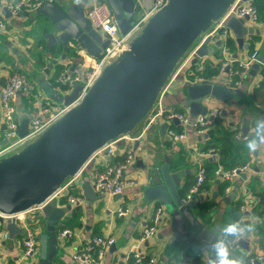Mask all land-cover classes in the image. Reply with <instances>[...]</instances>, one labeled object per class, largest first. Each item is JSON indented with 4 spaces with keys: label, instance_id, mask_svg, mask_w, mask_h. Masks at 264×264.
Wrapping results in <instances>:
<instances>
[{
    "label": "water",
    "instance_id": "obj_1",
    "mask_svg": "<svg viewBox=\"0 0 264 264\" xmlns=\"http://www.w3.org/2000/svg\"><path fill=\"white\" fill-rule=\"evenodd\" d=\"M105 1L117 20L120 33L129 34L123 50L103 62L98 76L73 106L82 88L80 82L68 94L51 87L48 99L69 108L39 134L0 154V212L15 214L43 205L41 215L46 234L42 242L48 255L41 264H51L60 254L58 231L66 208L59 206L54 195L69 178L93 162L96 153L109 142L126 135L137 137L139 129L146 127L151 112L156 111L164 89L195 49L191 62L200 66L201 59L222 48L221 40L212 45L213 36L207 34L237 2L167 0L136 27L141 12L135 8L134 0ZM38 3L36 14L45 19L36 21L34 27L42 31L49 48L61 45L65 53L72 51L79 56L85 51L93 60L103 57L109 40L86 16L88 0H38ZM152 5L153 0H145L143 12L150 13ZM3 13L10 17L7 8ZM24 14L28 15L27 12ZM245 19L249 17L231 16L227 21L240 49L247 48L244 38L252 31L244 26ZM263 61V57H258L250 73L258 70ZM70 70L73 72V68ZM186 95L183 105L194 118L207 114L208 106L204 102L209 98L233 104L245 96L240 89L209 81L189 83ZM174 122L178 123V120ZM29 123V118L21 120L20 137L28 134ZM167 127L163 124L162 132ZM247 130L245 128L244 132ZM2 144L7 145L8 141L3 140ZM174 167L179 168L168 154L163 156L161 165L152 167L147 176L150 184L143 187L144 199L164 206L177 241H196L207 247L217 237L196 216L195 199L183 202L178 193L180 176ZM84 190L89 199H97L98 193L92 184L85 183ZM67 209L70 210L71 206ZM2 223L9 237L26 234V228L14 218L2 220ZM240 244L244 250H249L248 239L242 238Z\"/></svg>",
    "mask_w": 264,
    "mask_h": 264
},
{
    "label": "crops",
    "instance_id": "obj_2",
    "mask_svg": "<svg viewBox=\"0 0 264 264\" xmlns=\"http://www.w3.org/2000/svg\"><path fill=\"white\" fill-rule=\"evenodd\" d=\"M9 1L13 0H0V19L5 26V30L0 29V93L6 82L5 80L15 71H21L26 75L27 72L37 73L33 75L35 81L30 80L27 75L29 82L40 92H42L41 87L43 84L47 83L50 86L47 89L48 92L51 87L56 90L59 89V86L53 81L57 66L63 67L61 72L73 68L74 73L83 74L88 70L90 63L94 60L85 51H81L79 56H76L72 51L65 53L61 45L50 48L47 46L42 31L38 30V27H34L36 21L45 19V17H40L36 14V10L32 12L25 11L28 15L23 13L18 18L6 17L3 10ZM251 2H254V0ZM88 5L89 2L85 5V10H87ZM144 14V12L143 15L140 13V18ZM244 26L252 30L250 33L247 32L244 38L247 48H239L236 36L231 30L230 37L235 40L236 51L234 53L228 52L225 49V40L213 36L211 44L213 45V42L221 40L222 48H217V52L214 55L201 59L200 66L196 65V69L200 72H208L211 83H223L224 76L220 72V66L229 57L242 59L254 51H258L259 57L264 59V21L260 17L258 21L249 18L244 20ZM213 30L214 28L209 31L207 36L211 35ZM64 54L66 56L65 59L63 58ZM263 70L264 61L258 70H254L252 74L249 71L245 85L241 89L245 96L238 98L237 103L229 104L213 98H209L204 102L209 110H220L221 116L201 139L199 138L200 135L189 131L187 141L173 146L167 136V129L165 132L161 130V126L165 124L163 120L155 121L146 129L144 127L139 129L136 134L137 144L136 141L133 143L135 161L126 171V175L135 179L137 184L127 188L121 197H110L107 193H98L97 199L91 200L86 196L85 183H90L94 186V174L104 171L106 166L111 163V159L104 153L97 154L91 165L86 170L84 169L83 175L66 191V194L72 191V195H82L84 197L83 202L73 206L68 202V197H64L62 203L58 200L59 206L66 208L65 216L61 222L71 217L75 209L78 211V217L73 227L64 228L71 230L72 236L68 239L59 238L60 254L53 259L51 264H84L74 260L73 255L87 247L98 260L97 252L99 246L94 241L98 237L114 238L116 240V243L106 250L101 264H121L137 250L143 251L147 257L155 258V264H194L196 256L201 258L203 264H208L213 257V252L204 244L196 241H177L170 229V220L167 214L159 232L149 240L141 241L144 229L151 223L158 204H161L156 201H146L143 195V187L146 184H150L147 177L148 173L153 166L158 167L162 164L165 154L172 156L177 161L182 151L183 156H185L182 166L173 168L180 176V187L178 190L180 195V190H185L186 188L189 190L195 182L196 174L201 164L205 165L208 171L211 170L212 165L216 166L215 169L217 170L219 164H222V157L224 156L222 146L211 142L212 138L217 136L219 132L233 131L236 141L239 143L246 142L247 138L255 133L257 119L264 117ZM193 74L194 72H190L189 69L186 71L182 66L180 67L175 74L174 81L171 82L167 89V95L163 98L164 107L178 108L180 111L189 114L183 102L187 99L186 87L193 82L190 79ZM176 75H178L177 78ZM43 97L42 102L43 100H49L44 95ZM26 101L21 95L13 100L17 116L19 118L18 113H20L23 116L22 120L33 118L39 111V104ZM18 108L20 109L18 110ZM167 125L168 127L171 126ZM173 127L180 129L179 124L175 122ZM245 128L248 129L247 132H244ZM3 140H5L4 123L0 109V150L6 146L2 144ZM208 144H213L214 146H208ZM213 148L219 150L218 156L206 155ZM245 156L246 159L248 158L246 163L251 164L252 170L244 176V180H236L233 183H229L218 179L214 174L213 177L218 183L227 182L229 184L226 185L223 193H219V187L216 182L210 181L211 184L207 187L205 186L204 189L202 188L200 194L195 197L194 212L196 216L215 237L225 240V243L229 236L225 237L221 229L230 222L228 214L231 205L241 201V195L244 194L245 190H248L247 196L250 198L252 212L253 207L258 204V198L251 193L249 187L253 182L257 191L264 189V145H260L256 151L248 152ZM242 158L243 156L240 157V159ZM204 200L214 201L216 205L208 216L210 220H207L205 215L197 213L201 202ZM68 206H71L70 210L67 209ZM120 208H128V213L125 216H119L118 210ZM253 215V213L245 216L242 214L244 225H251L250 231L242 233V238L248 239L249 250L246 251L241 246L239 249H230L226 244L229 252L237 258H242L244 264H249L248 258L252 254L264 252V237L257 232L254 224L256 222L252 219ZM256 216L259 217L258 215ZM259 218L262 219L260 222L264 221V217ZM28 221L31 223L28 224ZM43 222L44 219L39 218L34 213L29 214L26 220L29 228L34 226L44 231ZM17 223L21 227H25L19 222ZM3 230L6 229L2 226L0 231V264H41V262L47 260L48 250L43 247L44 242H42L40 235H38V249L32 256L27 257L24 247L25 235L17 234L14 237H9L8 235V238H4L2 235ZM63 230L59 229L58 236ZM112 246H115L113 250H111Z\"/></svg>",
    "mask_w": 264,
    "mask_h": 264
},
{
    "label": "built area",
    "instance_id": "obj_3",
    "mask_svg": "<svg viewBox=\"0 0 264 264\" xmlns=\"http://www.w3.org/2000/svg\"><path fill=\"white\" fill-rule=\"evenodd\" d=\"M167 0H153V5L150 13L144 14L140 19L136 27L140 26L143 20L154 11L161 8ZM89 5L86 10V16L90 19L93 27L100 31L107 40H109L108 47L103 51V57L100 59H94L88 70L83 74H77L70 70L62 71L56 78L55 83L59 88L68 94L74 88L77 83L82 84L80 90L79 98L72 104V106L81 100L84 94L87 92L95 78L100 72V68L103 62L123 50V45L128 35H122L120 33L119 25L117 20L110 9L109 5L105 0H88ZM135 8L138 11H143L145 0H134ZM39 7L38 0H13L7 2L6 8L10 12L12 18L20 17L25 11H35ZM231 16H236L238 18L249 17L254 21L259 19V11L256 6L252 4L251 1L237 0L228 14L214 27L211 35L216 36L221 40H225L230 36L231 30L227 27V21ZM135 27V28H136ZM133 28V30L135 29ZM0 29L5 30V26L0 19ZM196 50V49H195ZM195 50L186 58L183 66L188 62H191ZM259 57V52L254 51L249 56L242 59L227 58L220 66V72L224 76L223 83L229 87L236 89H242L245 85V80L249 75V71L252 65L257 62ZM175 77V75H174ZM174 77L168 83L164 89L162 96L156 105V111H152L149 115V121L146 124V128L153 124L155 121L163 120L165 124L171 126L167 127V136L173 146L179 145L181 142L188 140V132L192 131L195 134L203 136L208 129L213 127L218 118L221 116V112L218 109H208L207 114L199 115L197 117H191L190 114L180 111L177 108H166L163 106L162 100L164 97V92L167 91L171 82L174 81ZM210 81L209 78H204L197 76L193 82H203ZM21 95L25 100L35 104H39L38 113L30 119L29 131L25 137H20V126L21 121H19L17 116V111L14 105V98ZM43 94L37 90L32 83L29 82L27 75L21 71H15L11 73L6 79L5 85L0 93V109L2 112L3 123L5 126L4 138L8 141V144L0 150V154L9 151L16 146L23 143L25 140L39 134L44 130L52 121L63 114L69 107L63 106L62 104L52 103L49 100L42 102ZM174 120H178L180 129H176L172 126ZM137 140V137L132 136H122L119 139L109 142L103 149L98 151L97 154L104 153L108 158L111 159V163L108 164L104 171L97 172L94 174V189L97 193H107L110 197H115L118 194H123V192L130 187L137 184L135 179H132L126 175V171L129 167L134 164L135 153L133 143ZM219 150L216 148L210 149L206 155L208 156H218ZM95 155V156H96ZM120 155H122L120 157ZM86 167V166H85ZM85 169V168H84ZM84 169L76 176L69 178L64 186L54 195L53 198L60 200L61 197L66 193L68 188L83 175ZM252 170L250 163L236 166L232 169H225L222 164H219L215 175L218 179L222 181H227L233 183L236 180H244V176ZM209 177V171L207 167L201 164L198 168L196 174L195 182L189 188L186 197L183 199L184 203H189L195 197L200 194L202 188H204ZM248 190H245L244 194L241 195V205L240 211L245 216L251 213L250 198L247 196ZM84 197L82 195H72L68 196V202L73 205H79L83 202ZM43 205L36 206L31 210L19 212L15 214H5L0 212V231L2 230V220L5 219H16L17 222L25 226L26 234L24 239L25 255L27 257L32 256L38 249L39 237L33 230L29 228L26 220L28 215L31 213L36 214L39 218H42L41 209ZM128 213V208H120L118 210L119 216H125ZM166 211L163 205L156 207L155 212L152 216L151 223L144 229L141 241L144 242L155 236L160 229L163 221H165ZM254 222H259L262 219L256 215L252 216ZM244 218L242 217L240 222L242 223ZM4 238H8V232L6 230L2 231ZM72 236V232L69 229H64L59 234V238L68 239ZM242 234L235 237H228L226 239V244L230 249H239L241 244ZM95 243L99 246L97 252V258L94 257L91 250L84 248L79 250L73 255V259L80 261L84 264H101V260L106 250L116 243L114 238H103L98 237L94 239ZM155 258L147 257L143 251L137 250L134 254L123 261L121 264H155ZM249 264H262L264 263V252H257L249 256Z\"/></svg>",
    "mask_w": 264,
    "mask_h": 264
},
{
    "label": "trees",
    "instance_id": "obj_4",
    "mask_svg": "<svg viewBox=\"0 0 264 264\" xmlns=\"http://www.w3.org/2000/svg\"><path fill=\"white\" fill-rule=\"evenodd\" d=\"M252 4L257 7L259 11V17L261 20L264 21V0H254ZM225 47H226L225 49L228 52L234 53L236 51V44H235L234 38L229 36L227 40L225 41ZM183 68L186 71L187 69H189L190 72H194V74L192 75V78L190 76V79L192 81H195L197 76L209 78L208 72H205V71L200 72L199 70L196 69V65L192 64V62H188L185 66H183ZM62 69L63 67L61 66L56 67V74L53 78L54 83ZM177 76L178 75H176V78ZM263 76H264V70H263ZM162 103H163V100H162ZM173 126H174V123H173ZM211 142L214 144H220L222 146L221 148H222V151L224 152V156L222 157V164L224 165L225 169H232L238 165H244L247 162L248 158L246 159L245 155L248 154L249 150L247 148L246 142L239 143L238 141H236L234 139L233 131H222L221 133L219 132L217 136L212 138ZM210 145L212 147L214 146L213 144H208V146ZM241 156H243L242 159H240ZM184 159H185V156H183L182 151H181L179 158H177V161H175L176 166L181 167ZM91 163L92 162H90L87 165L85 170L91 165ZM215 167L212 165L211 170H209L210 176L208 177V180L205 186L206 187L209 186L211 184L210 181L214 183L216 182V184H218V187H219V193H223L226 185H229V184L227 182H223V183L217 182V180L213 177V175L215 174V170H216ZM254 185L255 184L252 182L251 186L249 187V190H251V193L256 198H258V204L253 207L251 213H253L254 215H258L259 217H264V189H260L259 191H257ZM187 191H188L187 188L185 190H180V196L182 198H185L187 195ZM70 194H72V191H70V193L68 192V194L65 193L64 196L60 199L61 203L63 202L62 199L64 197H68ZM159 205L161 204H158V206ZM240 205H241L240 201L233 203L231 205V208L228 214L230 222H232L233 220H240L242 218V214L240 212ZM215 206L216 205L214 201L210 202L208 200H204L201 202L199 209L197 210V213L199 215H203V216L205 215L207 217V220H210L208 216L210 212L213 210V208H215ZM77 217H78V211L77 209H75L71 217L61 222L60 229L63 230L64 228H67V227H73L76 224ZM242 224L244 225L245 222L243 221ZM254 224H255V228L257 229V232L259 233V235L261 234L264 237V221L262 222L259 221ZM230 237L231 236H229V238ZM263 241H264V238H263ZM263 250H264V247H263ZM194 264H203L201 261V258L196 256V258L194 259Z\"/></svg>",
    "mask_w": 264,
    "mask_h": 264
},
{
    "label": "clouds",
    "instance_id": "obj_5",
    "mask_svg": "<svg viewBox=\"0 0 264 264\" xmlns=\"http://www.w3.org/2000/svg\"><path fill=\"white\" fill-rule=\"evenodd\" d=\"M246 145L249 152L256 151L260 145H264V117L257 119L255 133L247 138ZM250 230L251 225H243L239 220H233L224 225L221 232L225 237H235ZM207 247L213 252V257L209 260L208 264H244L242 258H237L229 252L225 240L223 239L216 238L211 244L207 245Z\"/></svg>",
    "mask_w": 264,
    "mask_h": 264
},
{
    "label": "rangeland",
    "instance_id": "obj_6",
    "mask_svg": "<svg viewBox=\"0 0 264 264\" xmlns=\"http://www.w3.org/2000/svg\"><path fill=\"white\" fill-rule=\"evenodd\" d=\"M32 12V11H31ZM141 12V14L143 15V11L141 10L140 11ZM12 19V18H11ZM141 19V18H140ZM10 22H11V20H9ZM8 21V22H9ZM35 74H37V73H35V72H33V73H29V72H27V75L29 76V79L30 80H32V81H35V79H34V77H33V75H35ZM49 85L47 84V83H45V84H43V86L41 87L42 89H41V91H42V94L45 96V98L46 99H48V97H47V89H49ZM20 108H18V110H19ZM19 112V111H18ZM19 114V121H21L22 120V118H23V116L20 114V113H18ZM43 227H44V231L42 230V229H40V228H37V227H32L33 228V230L35 231V233L37 234V235H40V238H43L44 236H45V224H43Z\"/></svg>",
    "mask_w": 264,
    "mask_h": 264
}]
</instances>
